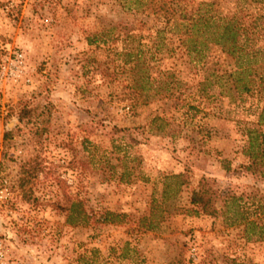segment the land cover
<instances>
[{
    "label": "rangeland",
    "instance_id": "obj_1",
    "mask_svg": "<svg viewBox=\"0 0 264 264\" xmlns=\"http://www.w3.org/2000/svg\"><path fill=\"white\" fill-rule=\"evenodd\" d=\"M155 9L150 0H0L4 264H78L79 254L92 247L110 264H129L130 258H120L127 243L138 249V260L145 259L140 264H264V240H247L223 203L215 215L186 211L203 176L223 192L242 195L240 203L250 210L253 201L264 204V177L242 167L248 162L242 153L247 129L264 128L258 124L263 101L257 93L239 96L230 85L217 84L233 68L226 55L201 63L179 49L153 55L152 39L162 25ZM127 24L135 35L129 46L149 60L154 87L163 85L149 98L133 86L137 77L122 69L124 56L116 53L125 48ZM97 31L114 37L102 49L89 44ZM25 105L44 106L42 137L19 122ZM156 115L171 122L165 131L156 133L150 124ZM11 129L14 138L5 143ZM33 157L41 170L32 200H26L21 167ZM125 167L130 174L121 180ZM179 173L188 179L177 199L180 210L147 229L145 218L153 200L161 199L164 177ZM68 197L84 201L88 225H67L58 205ZM106 211L120 216L104 222Z\"/></svg>",
    "mask_w": 264,
    "mask_h": 264
},
{
    "label": "trees",
    "instance_id": "obj_2",
    "mask_svg": "<svg viewBox=\"0 0 264 264\" xmlns=\"http://www.w3.org/2000/svg\"><path fill=\"white\" fill-rule=\"evenodd\" d=\"M150 2L156 7L155 12L162 23L160 27H157L152 39L153 55L171 54L179 49L199 63L212 57L214 59L219 56V53L226 55L233 60V68L219 75L217 84L222 87L230 85V90L239 96L243 93H257L263 101L258 124L264 127V11H262L264 0H150ZM226 2H232V7H225ZM133 30L134 27L131 24L123 26L122 33L127 39L126 45L123 51L116 53L124 56L122 69L127 67L137 77L133 86L141 91V95L145 94V98H149L150 90L153 89L154 94H158L163 85L159 86L160 89L154 87L152 82L156 79L149 74L151 68L149 60L142 56L141 50L132 51L129 46L128 42L135 36ZM104 36H106L104 31L95 32L89 38V44L102 49L100 45L102 42L106 43L110 38H114L111 33L106 39ZM224 77L226 81L223 83ZM231 78H233L232 82L228 83ZM207 82H210L208 78L199 82V85L204 86ZM45 113L42 105H25L19 113V122L30 125L42 137L46 131L45 127H41L45 121ZM150 124L156 133H159L165 131L171 122L165 117L156 115ZM14 133L13 129L6 130L4 142L12 140ZM113 147L118 148L115 144ZM242 153L248 160L242 165L244 171L264 177V128L247 129V140ZM40 166L41 162L36 157L22 164L19 185L24 191L26 200H32V184L39 175ZM224 168L227 171L231 170L226 164ZM127 170L128 168L125 167L121 180H124L125 174L126 176L130 174ZM186 184L188 179L182 173L164 177L161 199L153 200L150 216L145 218L149 221L147 229L157 228L160 222L166 219L168 212L178 213L181 207L177 199L181 196L182 188ZM258 194L257 190L252 198L255 199ZM242 199V195H237L232 190L223 192L218 188L215 179L203 176L190 196L189 202L192 207L186 211L194 214L215 215L218 206L223 203L225 212L232 213L228 217L232 224L244 226L247 240L263 241L264 221L261 220V214L264 213V204L256 205L253 201L252 206L255 207L250 210L246 202L240 203ZM169 200H172L170 204L167 203ZM58 208L65 213L67 225L85 226L91 222V216L80 198L68 197L65 203L58 205ZM259 210L262 213L258 215ZM111 216L119 217L120 215L106 211L103 214V221L107 222ZM99 255L100 250L96 247L86 249L79 254L78 264H110L108 259L101 258ZM120 258H130L129 264L145 262V259L138 260V249L130 248L128 243L123 248ZM230 264L248 263L232 260Z\"/></svg>",
    "mask_w": 264,
    "mask_h": 264
},
{
    "label": "built area",
    "instance_id": "obj_3",
    "mask_svg": "<svg viewBox=\"0 0 264 264\" xmlns=\"http://www.w3.org/2000/svg\"><path fill=\"white\" fill-rule=\"evenodd\" d=\"M0 264H4V262L1 261V257H0Z\"/></svg>",
    "mask_w": 264,
    "mask_h": 264
}]
</instances>
